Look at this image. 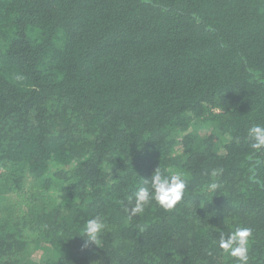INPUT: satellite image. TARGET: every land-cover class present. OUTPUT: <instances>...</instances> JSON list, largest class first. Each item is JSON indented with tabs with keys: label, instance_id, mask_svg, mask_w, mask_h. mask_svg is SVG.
<instances>
[{
	"label": "trees",
	"instance_id": "obj_1",
	"mask_svg": "<svg viewBox=\"0 0 264 264\" xmlns=\"http://www.w3.org/2000/svg\"><path fill=\"white\" fill-rule=\"evenodd\" d=\"M253 124L264 0H0V264H237V225L264 264ZM157 167L184 198L129 219Z\"/></svg>",
	"mask_w": 264,
	"mask_h": 264
},
{
	"label": "clouds",
	"instance_id": "obj_2",
	"mask_svg": "<svg viewBox=\"0 0 264 264\" xmlns=\"http://www.w3.org/2000/svg\"><path fill=\"white\" fill-rule=\"evenodd\" d=\"M247 135L252 141L251 147L254 150L264 148V125L253 124L248 128ZM213 175L215 176L216 173ZM143 184L148 186L137 188L134 193V204L130 209H127L129 219L143 214L153 202L164 210H172L184 198L187 187L186 174L178 171L165 175L157 167L150 178H144ZM219 187L220 184L214 179L208 183L207 190L215 191ZM104 229L105 223L99 216L88 219L83 227L85 246L88 243L97 245L99 236ZM252 236V228L237 225L227 234L224 232L219 234L218 247L235 258L237 264H249V245Z\"/></svg>",
	"mask_w": 264,
	"mask_h": 264
},
{
	"label": "rangeland",
	"instance_id": "obj_3",
	"mask_svg": "<svg viewBox=\"0 0 264 264\" xmlns=\"http://www.w3.org/2000/svg\"><path fill=\"white\" fill-rule=\"evenodd\" d=\"M35 254L33 253L32 255L30 254L31 257H33Z\"/></svg>",
	"mask_w": 264,
	"mask_h": 264
}]
</instances>
